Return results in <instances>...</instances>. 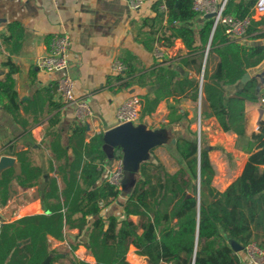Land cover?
Returning a JSON list of instances; mask_svg holds the SVG:
<instances>
[{"label": "crops", "instance_id": "crops-1", "mask_svg": "<svg viewBox=\"0 0 264 264\" xmlns=\"http://www.w3.org/2000/svg\"><path fill=\"white\" fill-rule=\"evenodd\" d=\"M158 1L148 0L142 8L134 10L125 0H0V79L8 73L12 74L19 104L14 116L0 103V176L6 168L18 166L15 152L20 150H30L32 159L42 168L41 177L32 187L21 188L16 180L13 181L12 196L5 203L0 201V224L43 213L45 189L50 180L59 182L64 210L72 199L79 204L83 201L79 172H57V162L48 149L50 132L56 130L68 148L71 160L73 151L69 148V138L73 126L80 125L75 117V105H62L56 93L57 79L63 75L73 80L75 99L86 100L94 112L93 123L87 127V141H91L95 134L104 133L107 174L115 163L116 155H120L123 161L125 173L120 195L117 201L102 211L104 217L114 215L122 220L128 215L135 223L141 217L157 222V207L153 202L140 204L128 201L140 179L139 167L143 162L161 165L162 173L171 174L188 196L193 195L196 182L186 169V160L194 157L198 149L197 103L187 98L159 99L151 87L140 84L119 91L116 77L123 73L115 74L112 70L115 61L123 62L129 54L132 65L142 71L153 67L165 56L176 58L187 52L181 39H177L172 47L156 45L152 52L141 44L139 33L143 20L156 15L154 5ZM161 2L165 4V1ZM160 10L165 11L163 8ZM253 21L258 31L252 35L258 34L259 37L246 42L262 45L263 50L253 58L243 59L245 73L237 84L226 86L227 95L241 88L255 74L264 75V15L255 16ZM163 24H166V18ZM57 34L70 37L68 66L62 71H41L35 65L36 59L48 51L51 40ZM225 38V34L219 31L216 44L225 42ZM205 40L206 34L195 48L197 52L188 58L186 70L190 77L199 79ZM159 49L164 52L162 58L156 56ZM206 75L208 80L210 67ZM145 80L148 81V77ZM132 94L143 100L140 119L132 126L129 141L113 140L111 134L119 127L117 109ZM52 104L61 107L54 109ZM247 110L250 114L248 132H257L264 117L262 107L258 102L249 103ZM203 111H210L205 100L201 113ZM173 112L180 116L175 121L169 119ZM57 115L58 118H55ZM55 119H59L57 125L51 123ZM203 122L202 148L208 152L212 171L203 170L200 181L204 193L211 199H217L241 174L249 153L237 148L236 135L225 132L214 117L204 116ZM85 159L96 164L102 162L99 153H88ZM81 216L80 212H76L73 219L78 220ZM94 218H87L83 230L66 227L64 240L53 239L52 248L66 250L73 257L96 264L86 243L88 227ZM197 238L210 249L228 243L205 216L198 222ZM229 243L237 252L241 264H253L242 245ZM119 248L125 252L130 264H148L147 258L137 254V248L122 224Z\"/></svg>", "mask_w": 264, "mask_h": 264}, {"label": "trees", "instance_id": "trees-1", "mask_svg": "<svg viewBox=\"0 0 264 264\" xmlns=\"http://www.w3.org/2000/svg\"><path fill=\"white\" fill-rule=\"evenodd\" d=\"M256 0H229L225 14L245 18L252 12ZM161 0L156 2L153 18L143 20L139 36L141 44L148 51H154L156 45L172 47L181 39L187 49L183 55L171 58L163 57L149 69L138 71L131 63L129 54L123 61L126 70L116 77L117 90L133 87L135 84L151 87L159 99L187 98L198 102L200 97L199 79L190 77L186 67L188 58L204 34L208 43L212 21L202 26L199 14L193 9V0H165L166 10L161 11ZM166 18V24H163ZM150 24V25H149ZM253 21L242 39H230L223 26L217 27L213 34L211 47L206 60L205 76L202 86V98L209 105V112L202 117H214L225 132L236 135V146L249 153L241 174L225 189L217 199L209 198L203 191L202 180L197 186L198 175L203 170L212 171L208 152L202 148L200 158L198 149L194 157L186 160V169L196 182L192 196H188L181 184L168 172H161V165L143 162L139 167L140 179L131 191L128 201L140 204L151 201L157 207V222L153 223L141 217L138 223L128 215L119 220L111 215L104 217L102 211L117 201L120 189L108 182L105 165L107 154L104 151V133L95 134L87 141V126L75 124L69 138V148L73 151L70 160L68 148L62 143L58 131L50 132L48 149L57 162V172H79L83 190L81 204L72 199L64 210L60 185L57 180L47 183L44 196L43 213L27 215L11 222L0 224V264H41L50 257V264H64V252L52 248L51 241L64 240L66 227H79L83 230L87 218H95L88 227L87 246L96 264H130L126 254L119 248V229L126 228L137 254L144 256L148 264H241L237 252L230 245L236 241L243 247L255 242L264 249V117L258 131L249 133V103L259 102L264 94V75L255 74L241 88L227 95L226 86L237 84L245 73L244 58H253L263 50L262 45H251L247 39H255L258 31ZM219 31L225 34V42L216 44ZM211 75L206 80L207 68ZM148 77V81L145 79ZM14 89V79L8 73L0 79V103L14 116L19 109ZM54 109L59 104H52ZM174 110V109H173ZM180 116L169 115L171 121ZM58 118V115L55 117ZM59 119L51 123L57 125ZM88 153H99L101 164L85 159ZM17 167H9L0 176V201L12 196L13 181L21 188L34 186L42 175V168L33 159L30 150L15 152ZM199 173V174H198ZM76 212L81 218L73 219ZM215 224L219 233L228 242L217 249H210L197 238V225L202 217ZM141 230V232H139ZM71 264H91L73 257Z\"/></svg>", "mask_w": 264, "mask_h": 264}, {"label": "built area", "instance_id": "built-area-1", "mask_svg": "<svg viewBox=\"0 0 264 264\" xmlns=\"http://www.w3.org/2000/svg\"><path fill=\"white\" fill-rule=\"evenodd\" d=\"M57 2V0H50ZM131 9L137 10L143 7L148 0H125ZM165 1V0H163ZM229 0H193V9L198 12L200 22L199 27L205 21H212L211 34L204 50V60L202 70L199 76L200 83V97L197 102L198 112L196 119L197 127V146L198 157L202 149V136L204 131V122L201 115L202 108V86L205 76L206 60L209 54V50L212 43V38L215 30L219 26H223L225 34L230 39H242L245 37L246 32L253 22V19L257 15H264V0H256L252 7V12L245 18H238L230 14H225V8ZM160 8L166 10V5L161 4ZM211 15V17H207ZM71 45L70 37L66 34H57L50 42L48 51L36 59L35 65L37 69L46 72H55L65 70L68 66L69 48ZM156 56L162 58L164 52L162 49L157 50ZM112 70L115 74H121L126 70V65L123 62L115 61L112 65ZM73 80L68 75H63L57 79L55 88L56 93L60 99L62 105L74 104L75 105V117L77 121L87 127H91L95 118L88 102L84 99H75L73 94ZM264 109V94L260 97L258 102ZM143 107V100L138 95H130L123 103L118 107L116 112L117 125L123 124H136L140 119L141 111ZM258 129V128H257ZM125 169L123 161L120 155H116V160L111 167L107 180L111 184L121 188L122 178L124 176ZM198 188H200V176L197 180ZM247 257L253 264H264V249L258 246L257 243L251 242L244 247ZM164 264H173L171 262H165Z\"/></svg>", "mask_w": 264, "mask_h": 264}, {"label": "water", "instance_id": "water-1", "mask_svg": "<svg viewBox=\"0 0 264 264\" xmlns=\"http://www.w3.org/2000/svg\"><path fill=\"white\" fill-rule=\"evenodd\" d=\"M211 17V15L207 16ZM264 112V109L262 108L261 110ZM119 127L116 128L113 133L111 134V137L113 140H124V141H129V136L131 135L130 132L132 129L133 124H123V125H118ZM233 243H237L236 241H232ZM239 244V243H238ZM42 264H50V257L47 258Z\"/></svg>", "mask_w": 264, "mask_h": 264}, {"label": "rangeland", "instance_id": "rangeland-1", "mask_svg": "<svg viewBox=\"0 0 264 264\" xmlns=\"http://www.w3.org/2000/svg\"><path fill=\"white\" fill-rule=\"evenodd\" d=\"M64 261H62L64 264H69L70 260L73 258V256L68 252V251H64Z\"/></svg>", "mask_w": 264, "mask_h": 264}]
</instances>
